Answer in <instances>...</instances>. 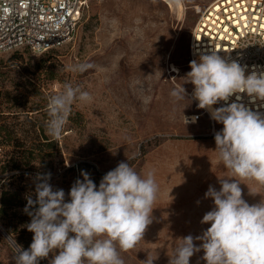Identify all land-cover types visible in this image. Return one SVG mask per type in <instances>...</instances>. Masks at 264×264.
Segmentation results:
<instances>
[{"label": "rangeland", "instance_id": "1", "mask_svg": "<svg viewBox=\"0 0 264 264\" xmlns=\"http://www.w3.org/2000/svg\"><path fill=\"white\" fill-rule=\"evenodd\" d=\"M181 1L179 13L162 0H86L76 34L61 49L0 54V161L7 160L0 163V228L23 249L33 238L23 227L31 219L24 208L27 196L35 199L38 173H50V184L63 189L68 201L73 183L83 179L82 170L98 187L108 171L134 153L131 166L142 176L154 170L159 191L143 239L120 252L124 264H143L147 258L168 264L180 238L210 227L201 224L214 207L205 193L210 185L219 191V178H234H227L229 170L215 150L214 134L223 125L197 107L194 85L185 77L191 71L196 7L202 10L214 0ZM82 62L94 67L84 73L68 70ZM64 83L80 86L93 99L73 103L62 137L53 140L45 128L47 104ZM181 85L186 99L174 102L170 92ZM183 115L199 118L185 125ZM14 166L35 177L26 186L18 184L11 177L20 172ZM240 182L250 205L264 199V186ZM14 251L0 233V264H14ZM203 255L194 254L190 264H206Z\"/></svg>", "mask_w": 264, "mask_h": 264}, {"label": "clouds", "instance_id": "2", "mask_svg": "<svg viewBox=\"0 0 264 264\" xmlns=\"http://www.w3.org/2000/svg\"><path fill=\"white\" fill-rule=\"evenodd\" d=\"M93 67L92 63L82 62L70 65L68 70L84 73ZM190 68L185 78L194 85L192 100L223 125L214 134L215 150L229 170L227 178L234 179L219 178V191L209 186L205 198H211L214 207L203 215L201 224L210 227L201 235L180 238L168 264H190V258L201 251L206 264H264V199L250 205L240 187L241 180H254L264 186V115L237 102L213 108L239 93L264 101V72L253 71L246 76L245 67L236 61L227 62L215 49L201 55L199 62L191 61ZM170 96L179 102L186 99L187 93L181 85L173 88ZM92 99L80 86L64 83L62 90L48 100V135L59 140L73 103ZM183 117L185 125L198 119ZM136 155L108 171L98 187L82 170L83 179L73 183L68 201L63 189H54L50 184V173H38L35 199L27 196L24 208L31 219L23 227L33 233L32 242L25 250L14 239V264H40L50 253L48 264H124L120 252L133 249L143 239L152 223L159 191L154 170L142 176L131 166L129 161ZM143 264H153V260L147 258Z\"/></svg>", "mask_w": 264, "mask_h": 264}, {"label": "built area", "instance_id": "3", "mask_svg": "<svg viewBox=\"0 0 264 264\" xmlns=\"http://www.w3.org/2000/svg\"><path fill=\"white\" fill-rule=\"evenodd\" d=\"M85 9L86 0H0V54L61 49L76 34ZM212 49L245 67L246 76L264 72V0H214L200 10L190 33V62H199ZM232 102L264 115V101L246 93L234 94L218 107Z\"/></svg>", "mask_w": 264, "mask_h": 264}, {"label": "trees", "instance_id": "4", "mask_svg": "<svg viewBox=\"0 0 264 264\" xmlns=\"http://www.w3.org/2000/svg\"><path fill=\"white\" fill-rule=\"evenodd\" d=\"M51 52H53V51H51ZM48 119H49V117L48 116H45V120H48ZM1 162L2 163H7V160H1L0 163ZM13 169L15 171H18L19 170V168L17 166H14ZM32 173L33 172L31 170L24 169V170H21L19 173L13 174L11 177H17L18 184H20V185L23 184L24 186H26V182L29 180V177H35Z\"/></svg>", "mask_w": 264, "mask_h": 264}, {"label": "bare ground", "instance_id": "5", "mask_svg": "<svg viewBox=\"0 0 264 264\" xmlns=\"http://www.w3.org/2000/svg\"><path fill=\"white\" fill-rule=\"evenodd\" d=\"M162 1L166 2L170 6L171 9H175L179 13H181L182 10H183V3H182L181 0H162ZM196 9H197V12L200 11V8L199 7H196ZM201 111L203 112L204 115H206L208 118H210L209 111H207L206 109H201ZM9 242L13 245V240L12 239Z\"/></svg>", "mask_w": 264, "mask_h": 264}, {"label": "water", "instance_id": "6", "mask_svg": "<svg viewBox=\"0 0 264 264\" xmlns=\"http://www.w3.org/2000/svg\"><path fill=\"white\" fill-rule=\"evenodd\" d=\"M0 233L8 240L11 241V239L9 238V236L0 228Z\"/></svg>", "mask_w": 264, "mask_h": 264}]
</instances>
